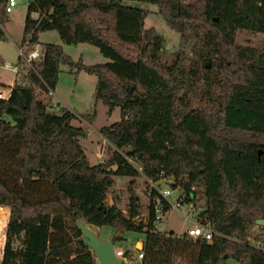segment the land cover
<instances>
[{"label":"trees","instance_id":"trees-1","mask_svg":"<svg viewBox=\"0 0 264 264\" xmlns=\"http://www.w3.org/2000/svg\"><path fill=\"white\" fill-rule=\"evenodd\" d=\"M127 1L155 6L170 30L192 39L190 56L178 50L163 63L162 37L144 28L147 11ZM46 31L108 61L86 66L44 45L27 82L0 98V207L9 209L0 264H96L79 221L112 228L114 243L124 232L144 234L139 264H264V223L256 224L264 222V48L236 43L239 32L264 34V0H32L21 47L38 45ZM61 65L93 75L94 101L119 111L98 129L109 153L100 163L80 146L77 116L50 111ZM116 176L129 179L127 217L106 202ZM140 177L202 202L212 240L158 231L151 188L145 222L135 223Z\"/></svg>","mask_w":264,"mask_h":264},{"label":"rangeland","instance_id":"rangeland-1","mask_svg":"<svg viewBox=\"0 0 264 264\" xmlns=\"http://www.w3.org/2000/svg\"><path fill=\"white\" fill-rule=\"evenodd\" d=\"M14 1L16 6L13 8L12 12L7 15L8 18L4 21L3 25L0 26V30L4 36V38L0 40V58L3 63H9L12 66H14L19 59L17 50L21 47L27 7L32 0ZM123 4L147 11L148 15L144 22V28L153 29L156 34L162 37L163 46L161 48V53L163 54V63L169 64L172 62L173 53L178 50H182L186 57L190 56L192 39H184L178 33L170 30L162 18L157 14L155 6L133 1L123 2ZM37 42L40 50L47 44L61 46L65 55L70 57L73 62L81 61V63L86 66L104 64L108 61L101 56L97 48L91 45H63L55 31L40 33ZM236 43L241 46L261 49L264 48V34L239 32L236 37ZM22 49L24 52L26 51L25 47H22ZM187 62L188 60H185L184 64L186 65ZM74 72L71 71L68 66H60V73L58 74L56 87L53 91V97H48L51 99L49 107L58 104L59 101V108L57 110L52 108V112L55 114L61 113L63 109L72 112L79 118H81V115L90 114V121L81 118L86 124H81L82 121L76 119L72 125L81 127L85 131V136L79 140V143L90 164L96 159L95 154L100 152L102 160L104 161L109 154L107 153L108 143L102 140L98 134V129L117 122L119 120V111L116 109L109 115L107 113V108L102 103L94 101L93 93L96 78L93 75H89L82 71L77 74H74ZM14 81L15 76L13 74L0 68V90L3 92L4 96L9 93L8 85H13ZM181 93L182 91L180 94ZM114 180L118 188L113 189V186L108 191L107 201L111 200L112 203H115V205L122 210L123 215L127 217L125 209L128 200L127 184L129 179L116 176ZM167 182H169V180H167ZM165 183V181L160 182V187L165 188ZM149 184L150 183L146 181L144 177H140L137 179L134 186L135 193L141 204V214L134 218L135 223L145 222L148 205L147 193L150 189ZM176 195V192H172L170 200L174 201ZM7 219L8 216L5 220L4 214L0 211V251L4 241ZM186 227L187 224L184 223L182 217L176 211L172 210L164 216L157 229L162 233L183 234ZM87 228L101 240L107 239L113 235V229L109 227H100L101 229H97L95 226H87ZM121 238V240L115 242L114 248L132 253L133 261L137 262L135 253L131 250L136 240H144V234L124 232ZM135 248V250H140L142 247L140 244H137ZM119 259L121 260V257H119ZM96 264H98V262ZM224 264L237 263L232 259H226Z\"/></svg>","mask_w":264,"mask_h":264},{"label":"built area","instance_id":"built-area-1","mask_svg":"<svg viewBox=\"0 0 264 264\" xmlns=\"http://www.w3.org/2000/svg\"><path fill=\"white\" fill-rule=\"evenodd\" d=\"M15 6L16 4L14 0H6L5 9H4L5 13L7 15L10 14ZM30 18L36 20L38 19V14L32 13L30 15ZM17 52L19 59L16 65L11 66L8 63H0V68L10 70L15 76L14 83L18 85H22L27 82L26 79L27 72L34 71V65L42 60L43 53L38 45L34 46L30 50H26L25 52L22 48H19ZM47 96L53 97V92L48 91ZM0 98H3L2 93H0ZM59 105L60 104L51 105L50 110L52 111V108L54 110H57L59 108ZM96 157L102 159L100 155L99 156L96 155ZM149 183H150L149 184L150 188L156 191L158 198L164 200L168 206L167 211H164L161 202L158 200V198L156 199L153 207V211H154L155 223L157 228L160 225L164 216L168 212L174 210L177 213H179L184 223L187 224V227L184 231V234L187 238H189L192 241L200 238L205 239L208 242L212 240V237L214 235L212 228L208 224H202L200 222V214L203 211L202 202H196V203H193L192 201L186 202L185 196L178 187L176 189H171L170 187L167 186H165V188H161L157 184H153L151 182ZM172 192L177 193L174 201L170 200V196ZM134 253H135V259L138 262H140V260L143 258L144 255L143 247L140 250H134ZM115 255L118 258L124 256L123 251L121 250H115ZM130 260H131V256H129L128 258V261Z\"/></svg>","mask_w":264,"mask_h":264},{"label":"water","instance_id":"water-1","mask_svg":"<svg viewBox=\"0 0 264 264\" xmlns=\"http://www.w3.org/2000/svg\"><path fill=\"white\" fill-rule=\"evenodd\" d=\"M209 68L207 64L205 66ZM263 221H257V225H263ZM78 227L82 233V240L85 245L94 253L98 264H123L115 255L114 242L112 240H101L94 235L81 221Z\"/></svg>","mask_w":264,"mask_h":264},{"label":"crops","instance_id":"crops-1","mask_svg":"<svg viewBox=\"0 0 264 264\" xmlns=\"http://www.w3.org/2000/svg\"><path fill=\"white\" fill-rule=\"evenodd\" d=\"M8 18V17H7ZM20 48H22V47H20ZM0 63H3L2 62V60H1V58H0ZM18 63V62H17ZM16 63V64H17ZM9 64V63H8ZM15 64V65H16ZM11 65V64H10ZM12 66V65H11ZM3 70H5V71H8V72H10L11 74H13L10 70H6V69H3ZM1 84V83H0ZM13 85H14V83H13ZM13 85H8L9 86V92H10V87H12ZM0 93H2V96H3V98H7L8 96H9V93L6 95V96H4L3 95V92L0 90ZM58 104H59V101H58ZM77 119H80V121H82L81 122V124H86V122L84 121V120H82L81 118H79V117H77ZM101 128V127H100ZM101 137V136H100ZM102 140L103 141H105L103 138H102ZM85 153V152H84ZM86 155V154H85ZM96 155H100L101 156V153H96L95 154V160H93L92 161V165L93 164H96V163H100V162H102L103 160L102 159H99L98 157H96ZM89 161V160H88ZM90 163V162H89ZM115 178V177H114ZM114 182H115V180H114ZM118 187H117V185H116V182H115V185H114V187H113V189H117ZM106 201H107V199H106ZM108 202V204L109 205H111V204H113L112 203V201L111 200H109V201H107ZM2 208V209H1ZM0 211H2V213L4 214V218H5V220H6V217L8 216L9 217V209L8 208H4V207H0ZM179 214V213H178ZM8 220V219H7ZM97 229H101V228H97ZM112 237V236H111ZM111 237H108L107 239H105V240H111ZM143 242H144V240L143 241H140V240H136L135 242H134V244H133V249L131 250V251H134L136 248H135V246L137 245V244H140L141 245V247H143ZM3 243H4V241H3ZM115 244V243H114ZM2 247H3V245H2ZM114 250H121V249H115L114 248ZM1 251H2V248H1ZM1 251H0V259H1ZM122 251V250H121ZM129 256H131V262L130 261H128V258H129ZM121 260H122V263L123 264H139V262L137 261V262H135V261H133V257H132V253H129V255L127 256V257H121Z\"/></svg>","mask_w":264,"mask_h":264}]
</instances>
